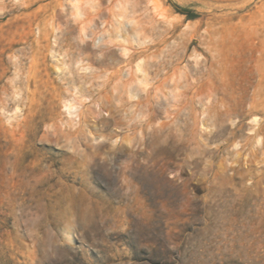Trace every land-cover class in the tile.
<instances>
[{
  "label": "rangeland",
  "instance_id": "rangeland-1",
  "mask_svg": "<svg viewBox=\"0 0 264 264\" xmlns=\"http://www.w3.org/2000/svg\"><path fill=\"white\" fill-rule=\"evenodd\" d=\"M261 1L0 0V264H264V155L203 114L252 94ZM145 89L192 117L142 131Z\"/></svg>",
  "mask_w": 264,
  "mask_h": 264
},
{
  "label": "bare ground",
  "instance_id": "bare-ground-1",
  "mask_svg": "<svg viewBox=\"0 0 264 264\" xmlns=\"http://www.w3.org/2000/svg\"><path fill=\"white\" fill-rule=\"evenodd\" d=\"M261 2V5L257 6L256 11L249 12V14H247L246 16L243 15L244 17L242 16L241 18V21H243L244 24L245 37L247 39V56H245V68L247 77L245 78L244 90L248 93V91L252 89V94L245 95L244 100L235 103L226 102L223 98H215L214 100L210 101L209 104H207L206 110L203 114L207 113V119L214 120V122H216L215 124H217V121L224 116L228 121H231V124H233L234 127L230 130L229 133L230 146H233L235 148L240 146V149L243 151H248L251 149L253 150V152L251 151V153L259 152L264 155V0H262ZM123 6L124 5H122V7ZM73 7L75 8V17H82L83 12L81 11L79 5L75 4L73 5ZM244 9H246V6H244ZM159 15L161 17H164L163 13H159ZM133 22L134 25H136V22ZM174 27L177 28V26L175 25ZM59 28L60 27H57L56 29L60 30ZM136 29L138 30L137 26ZM137 32L139 34V37H142V33L140 31ZM124 42H126V40H124ZM120 47H122L124 56H129L131 52L130 49L124 46ZM130 57L131 56H129V58ZM82 69L87 70L88 68L83 67ZM130 69H132L135 74L140 72L144 73L145 77L143 78L145 80L139 79L140 82L144 84L146 81L147 73L143 63L138 62L136 64V68L133 66L130 67ZM133 71L131 72V74L134 73ZM130 84L131 82H126L125 86L127 87ZM146 84L148 83H145V85ZM145 93V99L144 101H142V103H140L143 107L146 108V110L140 112L138 115V118H140V126L142 131H145L147 128H152L154 132L161 131L170 125L177 124L183 118V115L186 116V119L183 120L187 121L192 117L193 111L195 110L194 96L190 97L188 94H177L175 96L176 102L174 104H168V106L165 108L163 107L164 104L158 101L160 95H158L157 92L145 89ZM199 94L203 93L200 92ZM180 96L184 97L183 101L177 99ZM211 97L212 94L209 93L208 98ZM65 103V109H67L69 115L75 116L74 113L76 112L77 107L80 105L77 106L76 101L72 99H67ZM162 113H165L167 115L166 119L168 121L161 123L160 116L162 115ZM236 117H240L241 119L236 122ZM245 117L247 120H250L248 130L251 132V134L243 136L241 133L243 132V129L246 125L244 123ZM119 123L122 124V122ZM211 133H213V130H211ZM239 138H241V140H239ZM122 140H128L129 142V139L126 137ZM237 155H239V153ZM153 163L155 166L160 164L164 166L165 164H167L164 162V159L161 158H155L153 160ZM125 168L128 170H132L133 166L132 164H128ZM242 169L243 167L239 165V168H236L235 170L237 173H240ZM246 173L248 174V172ZM247 174L244 175L249 177L250 174Z\"/></svg>",
  "mask_w": 264,
  "mask_h": 264
}]
</instances>
